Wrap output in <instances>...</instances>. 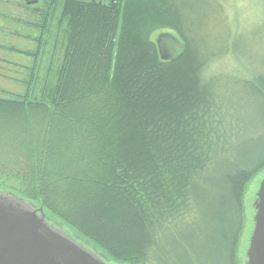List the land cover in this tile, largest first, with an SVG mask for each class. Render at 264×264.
Instances as JSON below:
<instances>
[{"label":"trees","instance_id":"16d2710c","mask_svg":"<svg viewBox=\"0 0 264 264\" xmlns=\"http://www.w3.org/2000/svg\"><path fill=\"white\" fill-rule=\"evenodd\" d=\"M210 4L222 13L218 0H61L56 83L35 101L0 99L10 196L111 260L241 264L244 199L264 171V136H243L264 134V69L231 74L253 124L209 73L216 59H237L245 35L229 31L232 46L208 49L199 30ZM159 30L185 43L182 57L161 59Z\"/></svg>","mask_w":264,"mask_h":264},{"label":"rangeland","instance_id":"374dc122","mask_svg":"<svg viewBox=\"0 0 264 264\" xmlns=\"http://www.w3.org/2000/svg\"><path fill=\"white\" fill-rule=\"evenodd\" d=\"M17 1H19L23 7V12L20 15L22 20L32 23L42 22L43 25L48 22L49 27L48 30H45V27L32 28L24 26L23 24L15 26L8 23L6 27L12 28L15 26L16 29H19V34L32 36L35 39L39 38V40H41L40 37L45 38H43L39 44L20 41L18 38L8 40L7 43L13 45L16 49H21L22 51L31 50L33 52L40 51V57L37 59L36 63L34 62L35 64H31L29 58L21 57L16 53L15 55H8L7 60L9 63L12 65L22 64L27 68L20 69L16 66L13 68L5 64H0V90L7 91V94L0 91V99L13 100L16 99V95L29 94L28 99L30 101H35L40 98V94L44 90L43 88L49 85L50 80L52 84L56 83L57 78L54 77V73L59 69L65 50V35L62 29H57L58 18L61 13V8L58 5L61 0ZM79 1L90 2L92 0ZM218 3L221 6L223 14L214 4H210L211 10L201 17L203 20L200 19L201 27L199 31L200 35L203 36H201V40H204V38L206 39L207 48L217 52V49L225 45L228 47L229 45L232 46L231 39L228 38L229 31L235 34L244 31L245 35L236 46L239 54L238 57H236L237 59H233L231 55L220 57L211 65L209 73L212 74L216 72V84L226 86L229 92L226 97L227 100L238 103V105L245 110V113H243L245 115V121L255 124L258 120L255 111L250 107V102H243L245 99L244 91L241 85L231 77V74H242L243 72H247V70L255 71L262 68L264 69V21L259 23L264 17V2L263 0H218ZM48 16L50 21L49 19L47 20ZM163 33L175 35L168 30H159L153 35L155 42L157 37ZM245 54L247 55L244 56ZM32 74H34L33 79L31 78ZM263 136L264 134H262V132L253 129L252 131H247L243 138L245 141H251L261 139ZM263 179L264 171L260 172L252 179L245 195L243 207L245 225L238 252L241 264H246L247 262V250L254 230V217L256 214L254 204ZM9 185L10 184L0 185V191H2L3 194H11V190L7 187ZM12 197L17 198L14 195ZM20 201L29 206L24 201ZM29 204L31 205L29 207L34 210L42 209L34 203ZM46 218H48L47 221H49L48 223L51 226L64 232L79 245L83 246L88 252L96 254L106 264H126L111 260L104 256L93 243L80 238L79 235L72 233L67 228L54 222L52 218L48 216H46Z\"/></svg>","mask_w":264,"mask_h":264},{"label":"water","instance_id":"95a60500","mask_svg":"<svg viewBox=\"0 0 264 264\" xmlns=\"http://www.w3.org/2000/svg\"><path fill=\"white\" fill-rule=\"evenodd\" d=\"M160 57L175 61L186 45L176 35L163 33L156 40ZM254 230L246 264H264V179L254 204ZM0 264H106L76 241L51 226L43 209L0 193Z\"/></svg>","mask_w":264,"mask_h":264},{"label":"crops","instance_id":"0c3cea01","mask_svg":"<svg viewBox=\"0 0 264 264\" xmlns=\"http://www.w3.org/2000/svg\"><path fill=\"white\" fill-rule=\"evenodd\" d=\"M23 12V7L21 3L17 0H0V64H5L8 67L15 68L18 67L20 69H25L27 67H24L22 64L19 65H12L8 62L7 57L8 55H15L18 54L21 57H26L30 59V63H36L37 59L40 57V51H22L21 49L14 48L13 45L8 44L9 39H15L18 38L20 41L24 42H30V43H41V40L45 37H40L41 40L35 39L32 36H24L23 34H19V29H16L15 26L23 24L24 26L32 27V28H44L45 30H48V22H46L44 25L42 22L40 23H32L29 21H24L21 19L20 15ZM48 20V17H47ZM15 25L12 28L6 27L8 25ZM45 32V31H43ZM36 59V60H35ZM34 63V64H35ZM36 67V66H35ZM34 74H32L31 78L33 79ZM1 92H4L7 94V91L0 90ZM10 94V93H9ZM13 94V93H12ZM23 94V93H20Z\"/></svg>","mask_w":264,"mask_h":264}]
</instances>
